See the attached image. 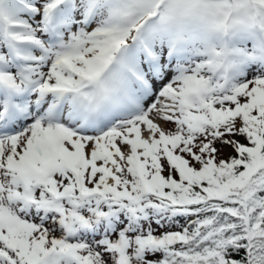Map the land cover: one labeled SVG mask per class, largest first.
<instances>
[{
    "label": "snow or ice",
    "instance_id": "6c2138e0",
    "mask_svg": "<svg viewBox=\"0 0 264 264\" xmlns=\"http://www.w3.org/2000/svg\"><path fill=\"white\" fill-rule=\"evenodd\" d=\"M0 264H264V0H0Z\"/></svg>",
    "mask_w": 264,
    "mask_h": 264
}]
</instances>
